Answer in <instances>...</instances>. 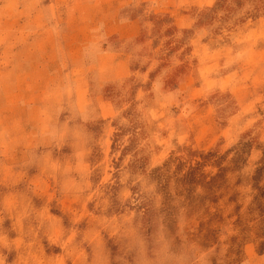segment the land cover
<instances>
[{
    "label": "rangeland",
    "instance_id": "1",
    "mask_svg": "<svg viewBox=\"0 0 264 264\" xmlns=\"http://www.w3.org/2000/svg\"><path fill=\"white\" fill-rule=\"evenodd\" d=\"M0 264H264V0H0Z\"/></svg>",
    "mask_w": 264,
    "mask_h": 264
}]
</instances>
